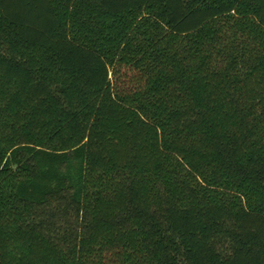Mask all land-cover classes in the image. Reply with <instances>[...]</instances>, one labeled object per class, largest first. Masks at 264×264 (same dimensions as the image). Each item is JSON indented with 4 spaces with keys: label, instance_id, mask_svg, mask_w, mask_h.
<instances>
[{
    "label": "trees",
    "instance_id": "16d2710c",
    "mask_svg": "<svg viewBox=\"0 0 264 264\" xmlns=\"http://www.w3.org/2000/svg\"><path fill=\"white\" fill-rule=\"evenodd\" d=\"M0 264H264V0H0Z\"/></svg>",
    "mask_w": 264,
    "mask_h": 264
}]
</instances>
